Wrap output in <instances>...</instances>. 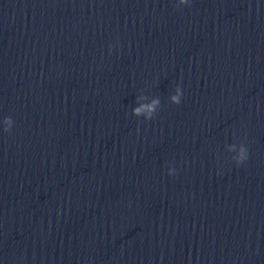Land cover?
<instances>
[{
  "label": "clouds",
  "instance_id": "obj_1",
  "mask_svg": "<svg viewBox=\"0 0 264 264\" xmlns=\"http://www.w3.org/2000/svg\"><path fill=\"white\" fill-rule=\"evenodd\" d=\"M181 6L191 7V0H177L176 7L180 8ZM111 50L112 45L110 44L109 53H111ZM183 96V88L178 84L175 88L174 94L169 96V100L174 105H180ZM136 104L137 106L132 108V115L136 117H143L145 120H152L160 108L161 101L159 97L149 99V97L146 95H139L136 97ZM14 123L15 122L12 117H5L2 121H0V125H2V131L5 133H11ZM228 151L236 153V155L232 157V160L235 161L238 167L244 165L249 158V149L245 143H241L239 146L236 144L229 145ZM168 175H176L175 167H170L168 169Z\"/></svg>",
  "mask_w": 264,
  "mask_h": 264
}]
</instances>
